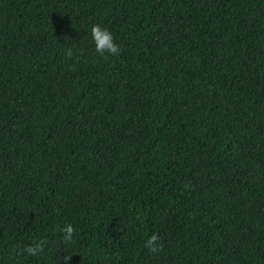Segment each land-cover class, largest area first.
<instances>
[{
    "label": "trees",
    "instance_id": "1",
    "mask_svg": "<svg viewBox=\"0 0 264 264\" xmlns=\"http://www.w3.org/2000/svg\"><path fill=\"white\" fill-rule=\"evenodd\" d=\"M66 255L264 264V0H0V264Z\"/></svg>",
    "mask_w": 264,
    "mask_h": 264
},
{
    "label": "clouds",
    "instance_id": "2",
    "mask_svg": "<svg viewBox=\"0 0 264 264\" xmlns=\"http://www.w3.org/2000/svg\"><path fill=\"white\" fill-rule=\"evenodd\" d=\"M90 38L92 46L96 53L104 54H117L119 52V46L116 43L112 32L98 23H93L89 27ZM71 50H67L66 54H70ZM59 231L63 233L65 241H69L72 238L74 228L72 224L65 223L59 227ZM144 247L149 253H158L163 244L160 241V237L157 233L153 232L144 239ZM43 241H35L31 245L25 246V251L29 254H36L42 250ZM69 255L63 257L64 264H67Z\"/></svg>",
    "mask_w": 264,
    "mask_h": 264
}]
</instances>
